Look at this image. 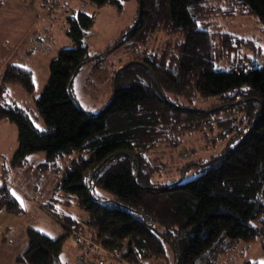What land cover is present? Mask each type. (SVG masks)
<instances>
[{
    "label": "trees",
    "instance_id": "16d2710c",
    "mask_svg": "<svg viewBox=\"0 0 264 264\" xmlns=\"http://www.w3.org/2000/svg\"><path fill=\"white\" fill-rule=\"evenodd\" d=\"M88 1L99 8L122 7V0ZM137 1L135 25L94 57L84 39L95 16L79 11L68 17L74 44L51 62L49 81L35 100L45 129L23 107L0 101V120L18 128L14 167L44 152L47 170L62 169L41 208L70 233L85 235L83 246L95 254L78 264H105L102 257L127 264H220L229 242L264 239V63L252 66L254 59L242 53L255 48V40L224 32L216 21L255 17L264 33V0ZM158 36L164 40L152 47ZM119 48L129 59L113 71L112 101L90 114L79 105L73 80L85 64L98 66ZM223 62L228 70L215 69ZM7 69L1 99L9 83L34 92L30 69ZM199 100L215 102L207 110L191 108ZM216 128L221 136L236 130L238 136L209 161L194 163L200 175L180 179L193 165L185 163L168 182L154 184L161 171L171 170L153 153H164L161 148L177 153L186 135ZM99 188L110 198L98 194ZM74 200L86 213L83 221L58 210ZM1 209L24 212L6 184L0 187ZM256 219L260 227L251 225ZM64 239L30 228L18 261L63 264Z\"/></svg>",
    "mask_w": 264,
    "mask_h": 264
},
{
    "label": "rangeland",
    "instance_id": "374dc122",
    "mask_svg": "<svg viewBox=\"0 0 264 264\" xmlns=\"http://www.w3.org/2000/svg\"><path fill=\"white\" fill-rule=\"evenodd\" d=\"M45 0H1L0 3V87L5 72L10 65H18L32 71L35 90L29 94L19 84H6V91L2 93V103H16L30 114L38 129H45L46 124L40 116L35 100L41 95L50 78L51 62L57 58L60 50L73 46V41L67 35L69 29L68 17L73 12L83 11L95 16V24L87 33L84 43L88 47L91 57L105 53L114 46L121 34L129 27L135 25L139 15L137 0H122V7L109 5L99 8L88 0H59L57 7L45 11L51 13L58 8L52 17L42 19V22L31 27L32 19L36 17L34 10L38 12L40 4ZM217 26L224 32H229L236 37L253 39L255 48L244 50L242 53L253 58L252 66L264 63V33L262 24L255 17L239 16L232 18H217ZM162 36L157 37L152 47H158ZM128 55L123 49L114 50L107 59L101 61L98 66L94 62L85 64L73 80V93L79 105L90 114L98 115L112 101L113 71L119 68ZM262 62V63H261ZM215 69L228 70V63H220ZM215 100H199L190 104L191 108L207 110L214 105ZM238 131L230 135L221 136L219 129L200 131L186 135L183 144L172 153L170 149L161 148L162 153H153L154 157H161V161L168 163L170 173L161 171L154 179V184H162L168 181V175L176 172L178 167L185 163L193 164L182 174L180 179L188 181L195 179L201 172L197 165L209 161L213 156L222 153L228 145H232V138L237 137ZM19 147L18 128L15 123L8 120H0V187L8 185L14 196L26 204L29 197L41 199L46 195L62 175L60 172L45 168L46 154L39 152L28 156L27 162L21 168L14 167V154ZM194 163H197L194 165ZM165 177V178H164ZM166 181V182H165ZM97 193L104 198H110L105 190L98 189ZM23 197H25L23 199ZM29 202V201H28ZM41 203H39L40 205ZM42 204L45 202L42 201ZM26 217L23 213H7L0 210V264H11L24 247L25 239H28L27 228H34L52 238L65 237L61 261L63 264H78L80 258L89 257V251L82 249L84 234L75 231L70 233L65 225L52 214L28 207ZM58 210L64 214H70L79 221L87 216L73 201L72 205H58ZM21 219V222L17 221ZM251 225L260 227V220H252ZM9 233V235H7ZM229 251L219 259L220 264H244L247 261L264 264V239L257 238L252 242H229ZM27 248V246H26ZM105 264H127L123 261L102 257ZM69 262V263H68ZM98 263V262H97Z\"/></svg>",
    "mask_w": 264,
    "mask_h": 264
},
{
    "label": "crops",
    "instance_id": "0c3cea01",
    "mask_svg": "<svg viewBox=\"0 0 264 264\" xmlns=\"http://www.w3.org/2000/svg\"><path fill=\"white\" fill-rule=\"evenodd\" d=\"M43 5H45L44 4V2H43ZM34 7L35 6H33V12H35L36 13V17H35V19L33 20L32 19V23H31V27H33V26H35V25H37V24H39V23H41L42 22V19L43 18H46L47 17V15H48V17H52L54 14H56V11H57V9L58 8H55V11L53 12H51V13H46L45 12V7H43L42 6V3L40 4V6L38 7V8H40L39 10H38V12H36V10H34ZM49 193V192H48ZM47 193V194H48ZM47 194L46 195H42V197H41V199H38V198H35V197H29V198H26V200L28 199V201L26 202V204H25V206H24V204H22V202H21V204H22V206H23V208H24V212H23V217L21 218V219H24V217H26V210H25V208L27 209V207H28V210H29V208L31 209V207H33V208H35V209H37V210H39V211H43V212H46V211H44L42 208H41V205H42V201L43 202H45L47 199ZM25 197H23V199H24ZM39 203H41L40 205H39ZM7 213H10L11 214V212H8L7 211ZM21 219L20 220H18L17 222L18 223H20L21 222ZM30 228H27V230H29ZM28 232V231H27ZM7 235H9V233H7ZM28 235V234H27ZM26 246L28 247V239H25V243H24V247H23V249H21L19 252L17 251V253H16V257H15V259L12 261V263L11 264H25V263H21V262H19L18 261V258L25 252V250L27 249L26 248ZM82 249L84 250V249H87L88 251H89V258L90 257H93L94 256V252L91 250V249H89L88 248V246H82ZM69 263V262H68Z\"/></svg>",
    "mask_w": 264,
    "mask_h": 264
},
{
    "label": "built area",
    "instance_id": "2783aa9c",
    "mask_svg": "<svg viewBox=\"0 0 264 264\" xmlns=\"http://www.w3.org/2000/svg\"><path fill=\"white\" fill-rule=\"evenodd\" d=\"M58 0H46L45 2V11L52 10L57 5ZM103 262L101 261V264Z\"/></svg>",
    "mask_w": 264,
    "mask_h": 264
}]
</instances>
